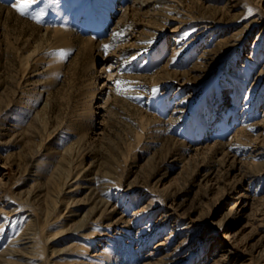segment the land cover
<instances>
[{"label":"rangeland","instance_id":"374dc122","mask_svg":"<svg viewBox=\"0 0 264 264\" xmlns=\"http://www.w3.org/2000/svg\"><path fill=\"white\" fill-rule=\"evenodd\" d=\"M141 1L42 0L38 21L0 0V264L31 218L21 264H245L259 244L264 0ZM97 189L111 212L81 232Z\"/></svg>","mask_w":264,"mask_h":264},{"label":"bare ground","instance_id":"6f19581e","mask_svg":"<svg viewBox=\"0 0 264 264\" xmlns=\"http://www.w3.org/2000/svg\"><path fill=\"white\" fill-rule=\"evenodd\" d=\"M145 2L146 0H142L141 4L144 5ZM236 41L237 40L235 39L231 41V44L228 43L227 44L233 46L236 44ZM82 171L83 169H81L80 166H75L73 168V175L79 177L83 174ZM256 173L257 172L253 173V177L256 176ZM102 193H103L102 189H97L96 191L93 192V194L91 195V199H92L91 202L93 203V205L91 206L90 211L82 216L75 229L80 230L81 232L87 231L92 228L93 220L99 221L105 214L111 212V205H112L110 201L111 198L110 199L109 198L106 199V197L104 198L102 196ZM1 208H3V206L1 207L0 205V210ZM71 211L73 212L75 211V209H72ZM36 222L37 221L35 218H31L30 222L27 224L26 231L23 233V235L19 236L17 239L16 238L13 239L12 242L9 243L10 246H8V249H5V252L9 256H11L9 260H12L13 262L12 264H21V262H18V259L19 260L25 259V257L30 259L35 258V254H36L35 250L37 247L36 245L38 240L37 237L34 238L33 235H35L38 230V226ZM262 225L264 227V219L262 221ZM94 232L97 231L93 230L92 233ZM258 242H259L258 245L255 244L254 246H252L251 252L249 254L250 255L249 262H246L245 264H259V261L264 258V232L260 234V240ZM223 247L228 249V251H230L231 253L235 251L232 248H229L227 244H225ZM27 249H29V253H26ZM34 264H38V263L35 262ZM39 264H55V261L53 262V259H47L45 262L43 263L40 262Z\"/></svg>","mask_w":264,"mask_h":264},{"label":"snow or ice","instance_id":"6c2138e0","mask_svg":"<svg viewBox=\"0 0 264 264\" xmlns=\"http://www.w3.org/2000/svg\"><path fill=\"white\" fill-rule=\"evenodd\" d=\"M42 2V0H19V2L13 4L12 6L21 14V15H31L34 19L36 20H40L45 14H46V9L50 6V4L45 3L43 8H40L37 12L33 13L30 12V9L32 8L33 5H38ZM54 2H58V0H54ZM122 33H113V36H121ZM110 45H104V48L107 50L108 48H110ZM57 53H53V55H56ZM59 55L61 57H65L66 53L63 51V49L59 50ZM135 58V57H134ZM111 71V69L109 70ZM118 92H120L121 94H124L128 91L127 88L122 87V85H130L131 82L130 81H123V80H115L114 81ZM159 89L158 88H153L152 89V93L155 95L156 93H158Z\"/></svg>","mask_w":264,"mask_h":264}]
</instances>
